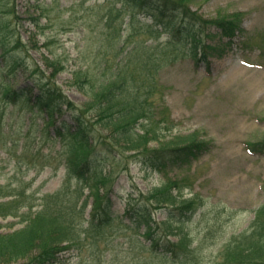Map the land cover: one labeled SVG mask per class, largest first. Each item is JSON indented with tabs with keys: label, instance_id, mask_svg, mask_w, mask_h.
I'll return each mask as SVG.
<instances>
[{
	"label": "trees",
	"instance_id": "1",
	"mask_svg": "<svg viewBox=\"0 0 264 264\" xmlns=\"http://www.w3.org/2000/svg\"><path fill=\"white\" fill-rule=\"evenodd\" d=\"M145 2L166 10L178 22L177 32L167 35L164 42L158 41L162 29H152V25V43L133 39L142 29L134 27L132 13L121 27L123 13L128 12L126 5L141 10L146 7ZM121 3L119 7L116 1L109 7L97 3L89 6L98 13L94 18L88 17L89 31L95 33L88 44L98 42L97 50L102 49L104 55L103 65L97 83L91 82L86 64L89 46L86 42L76 46V67L71 71L74 86L89 98L77 106L54 81V76L64 69L55 53H41V63L49 72L47 77L38 62L23 63L22 55L29 56L31 49H47L50 41L44 35L49 19L42 5L36 4L37 13L27 14L33 30L24 39L18 31L23 17L16 12L15 0H0V60L11 70L27 72L30 78V84L14 86L0 75V102L21 109L30 107L32 111L42 108L51 112L49 116L67 112L71 123L60 119L57 125H50L53 137H59L66 153L72 155L65 163V179L52 193H27L30 182L20 177L0 184V219L18 218L22 224L11 231H2L0 224V264H57L68 250L76 251V264H264V202L255 211L249 227L232 235L216 260L204 261L202 255L215 239V231L209 230L202 236L199 232L191 236L189 231L190 222L203 205L201 198H183L182 185L169 178L146 193L129 195L124 209L127 221L115 223L110 200L105 191L99 193V185L111 184L118 174L128 172L133 163L146 175L164 174L168 167L189 164L206 146L196 133L175 135L169 145L148 146L150 142L158 143L162 132L172 128L167 122L166 107L160 110L162 116L158 118L155 96L159 70L183 56L182 51L187 54L197 46L205 57L211 45L199 37L209 38L211 28L230 41L243 16L242 12H235L225 13L222 18H205L190 9L189 0ZM41 18H45V23L39 21ZM126 29L129 33L124 35ZM89 31L82 29L81 40L87 41ZM38 35L44 36V41L40 42ZM32 91L35 97H31ZM258 148L264 151V142L250 144L247 150ZM77 150L85 152L81 159L76 158ZM86 187L88 193L84 195ZM173 190L176 192L172 193ZM88 196L93 199L87 212ZM157 212L162 219L155 217ZM173 235L175 240L169 238ZM193 241L196 243L190 247Z\"/></svg>",
	"mask_w": 264,
	"mask_h": 264
},
{
	"label": "rangeland",
	"instance_id": "2",
	"mask_svg": "<svg viewBox=\"0 0 264 264\" xmlns=\"http://www.w3.org/2000/svg\"><path fill=\"white\" fill-rule=\"evenodd\" d=\"M112 1H116L117 7L121 2H132L15 0L16 12L23 17L18 31L24 39L33 30L27 14L37 13L36 4L42 5V11L49 19L44 27V35L50 40L47 49L29 50V56L22 55L23 63L30 65L38 62L47 77L49 72L41 63V53H55L64 64V69L54 76V81L77 106L89 98L74 86L71 71L76 67V46L84 42L89 46L86 64L91 71V82L97 83L103 65L104 55L102 49L97 50L98 42L94 39L88 44L91 37H95V33L89 31L91 22L88 17L94 18L98 13L96 8L89 6L97 3L109 7ZM143 6L146 7L139 10L137 6L131 8L126 5L128 12L122 16V28L132 13L136 20L134 27L142 29L133 39L152 43L154 34L150 25L152 29H162L159 42L177 32L178 22L169 16V12L152 2H145ZM189 7L205 18H222L225 13L242 12L240 28L230 41L211 28L209 38L199 37L205 44L211 45L205 57L197 46L187 54L182 51L183 56L159 70L155 96L159 105L158 118L162 116L160 110L166 107L167 122L172 124V128L162 132L158 143L150 142L148 146L169 145L175 135L196 133L198 139L206 143L205 149L189 164L168 167L164 174L146 175L139 165L133 163L128 172L118 174L111 184L108 182L105 187L99 185V193L106 192L111 203V215L117 223L121 219L127 221L124 209L129 195L136 196L140 191L146 193L166 178L178 182L183 188V198L199 197L203 202L198 216L193 217L189 224L191 236L197 232L202 236L209 230L216 233L211 245H205L203 249V259L207 261L218 259V252L228 239L249 227L255 211L264 202V151L260 148L247 150L250 144L264 142V0H189ZM39 21L43 24L45 18ZM83 28L89 31L87 41L81 40ZM129 29L123 34L129 33ZM43 37L38 35L37 39L42 42ZM193 53L196 54L194 58ZM6 65L0 60V75L12 85L30 84L27 72L11 70ZM34 94L35 91H32L31 97H35ZM49 114L50 111L45 112L42 108L35 107L32 111L30 107L21 109L0 102V184L20 177L22 181L30 182L27 193L34 191L39 196L54 192L65 179V163L72 155L66 153L59 137H53L50 124L57 125L60 119L71 121L67 112L61 116ZM84 155V151H76V158L81 159ZM87 193L86 187L84 195ZM92 199L88 196L87 212ZM155 217L162 219L159 212ZM0 224L3 225L2 231L22 226L18 218L0 219ZM169 238L176 239L174 235ZM195 243L193 241L190 247H194ZM75 255V250H68L62 253L61 262L57 264H76L78 257Z\"/></svg>",
	"mask_w": 264,
	"mask_h": 264
}]
</instances>
